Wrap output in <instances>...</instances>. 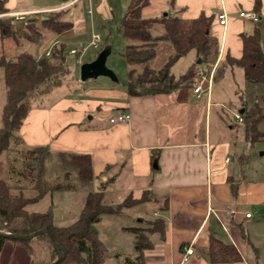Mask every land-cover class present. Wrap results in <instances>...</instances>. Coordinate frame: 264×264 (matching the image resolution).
<instances>
[{"label":"crops","instance_id":"obj_1","mask_svg":"<svg viewBox=\"0 0 264 264\" xmlns=\"http://www.w3.org/2000/svg\"><path fill=\"white\" fill-rule=\"evenodd\" d=\"M128 1L53 0L34 6L30 0H6L5 6L9 10L7 14L23 15L21 20L14 16L13 27L24 23L29 16H44L63 7H68L70 18L76 15L79 19L86 13L87 18H83L86 26L105 27L118 19L116 6L120 14ZM166 10L178 13L185 20L202 14L213 17L211 32L218 41L215 62L210 66L197 63L200 58L193 50L188 51L174 65L187 59L181 74L194 66L193 82L169 93L129 95L126 79L121 90L108 77L103 80L98 76L94 81L76 80L80 90L55 96L54 101L45 105L33 104L19 129L22 143L29 147L46 146L52 151L89 153L94 178L88 189L47 194L27 209L45 211L51 205L54 223L66 226L77 218L90 190L102 191L104 202L113 207L128 196L143 197L144 201L120 213L102 215L94 225L105 246L102 264H124L127 260L144 261L143 264H262L258 246L243 226L246 220L247 228L253 224L252 214L245 217L249 211L243 208L261 206L264 202V183L242 180L244 163L253 155L247 153L250 144L245 138L242 113L255 103H262L264 84L247 83L243 69L227 62L228 58H240L241 35L252 34L256 28L264 54V0H173L172 3L160 0L158 11L151 14ZM222 11L227 16L225 25H220L217 19ZM239 12H252L258 19L240 17ZM72 24L69 30L73 29V21ZM64 35L66 32L52 42L68 44L69 50L74 49L71 46L76 47L77 42ZM75 55L79 65L96 56L84 60L82 55L78 61ZM218 68L222 77L213 80ZM200 80L202 90L195 93L193 89ZM62 83L48 90L59 88ZM255 84L262 85L259 99L254 93V87L259 86ZM249 88L253 90L251 103L247 100ZM87 112L94 113L90 118L94 127L83 118ZM102 112L108 116L114 112L128 114L129 118L110 123L101 116ZM185 121L191 124L190 138L183 132ZM157 218L164 225L149 234L151 245L139 257L134 247L136 233L127 227L151 226ZM211 236L233 244L240 260L212 263L208 257ZM42 243L32 240L22 244L28 250L25 264L44 259L47 262L49 250ZM5 245L6 242L0 251V264ZM186 246H191L193 253L184 260ZM14 264H20L17 257Z\"/></svg>","mask_w":264,"mask_h":264},{"label":"trees","instance_id":"obj_2","mask_svg":"<svg viewBox=\"0 0 264 264\" xmlns=\"http://www.w3.org/2000/svg\"><path fill=\"white\" fill-rule=\"evenodd\" d=\"M5 2L0 0V13L9 11ZM151 3L152 0H129L119 19L111 20L125 42L123 56L128 64L125 89L129 95L169 93L188 86L196 75L194 66L175 77L171 73L174 63L193 50L201 62L210 66L218 54V41L211 32V15L202 14L191 20H185L178 13H169L168 10L147 15L144 9ZM67 10L68 7H63L50 10L44 16H29L17 27H13V16H0V40L11 39L21 48L11 57L0 56L5 86L0 126V230L24 235L45 228L61 253L56 264H102L105 246L94 225L102 215L120 213L124 208L144 201L143 197L134 199L128 196L113 207L104 202L102 191L90 190L77 218L66 226L54 223L51 205L45 211L27 209L47 194L88 189L94 178L89 153L25 146L19 134L22 122L33 105L30 100L46 89L60 85L70 74L65 62V44L50 40V37L72 27ZM49 40L52 44L48 46ZM241 40L240 58H228L227 64L240 66L247 83L264 84V54L259 30L256 28L252 34H242ZM36 45H39V55L34 51ZM105 45L102 44L97 53ZM159 48L165 50L166 60L154 67L152 60L158 55ZM220 77L222 72L218 68L213 80ZM242 115L244 134L249 144L263 140L264 131L259 126L264 122V98L262 103H255L253 107L245 109ZM163 225V220L157 218L151 226L127 227L136 233L134 247L139 257L151 245L149 234L161 230ZM7 240L23 244L32 240L43 241L49 250L50 259L46 263L40 261L34 264H49L56 257L44 234L30 240L0 236V251ZM208 257L212 263L240 260V254L233 244L214 236L210 237ZM143 262L127 260L124 264Z\"/></svg>","mask_w":264,"mask_h":264},{"label":"rangeland","instance_id":"obj_3","mask_svg":"<svg viewBox=\"0 0 264 264\" xmlns=\"http://www.w3.org/2000/svg\"><path fill=\"white\" fill-rule=\"evenodd\" d=\"M52 1L53 0H30L31 4L33 3L34 6H37L38 4H44V3L49 4ZM82 7L83 9H85L84 6ZM159 7H160V0H155L154 2L151 3L149 7L144 9V13L147 15L148 14L152 15L151 13L158 11ZM114 11H116V17L119 19L120 15L123 12H120L119 14L120 9L118 5L116 6V10ZM45 14H47V12ZM2 15L13 16L9 13L8 14L0 13V16ZM76 17L77 16L74 15L71 17L72 19L70 18L74 22L73 29L68 30V31L66 30L62 32L61 34L66 32V35L64 36H67L68 39H71L72 41L77 42L76 47L71 46L75 50H82L83 48H85V51L83 54L85 56L83 58L84 60L91 58L93 55H95L102 44L109 45L111 47V50L106 58V66L114 72L117 78L116 82L112 81L114 87L122 90V88H124L125 79L127 78L128 64L123 56V47H124L125 42H124L123 37L119 33L116 25L111 22L105 27H101L100 25H94V27L90 25L86 26L85 20H84L85 18H87L86 13H84L82 18L77 19ZM17 19L21 20L22 18L16 17V20ZM80 21L81 23H79ZM93 32L97 34L99 37V40L97 41L95 46L88 45L89 42L91 41ZM58 35L54 37H50V40L54 41V38L57 37ZM50 40H49V43H51ZM72 41H69V42H72ZM53 43L59 44L61 42H53ZM49 45L50 44H48V46ZM48 46H46V48ZM69 48H70L69 45L66 44L65 45V50H66L65 62L70 70V74L66 77L61 87L53 88L50 90H48L49 88L46 90L44 89L45 93L43 96L38 95L32 98L30 100L32 104L45 105L49 103L50 101H54L55 96L63 97L66 94H68L70 90H74L78 88L79 90L81 89V87H79L80 83L76 82V80L80 82V79H79V66L80 65L75 60L77 58L76 55L71 54ZM35 50L36 52L40 51L39 45L35 46L34 51ZM19 51H21V48L17 47L11 39H7L3 43H1V40H0V56L3 55L5 57H11ZM46 52H48V50ZM165 60H166V52L165 50L159 48L158 55L152 60V65L154 67H157L161 65ZM186 60L187 59L179 60L171 68V73L174 74L175 76L183 73L185 69V65H186L185 64ZM198 66L201 68L203 67V64H199ZM99 78H105L103 80H106L107 77L101 76ZM94 80L95 79H92L91 81H94ZM256 86H259V87H254L256 88V92L254 93L256 94L255 97L259 99L260 95H259L258 90L259 88H261L260 86L262 85H256ZM84 87H87V86L84 85ZM248 90H249V95L247 97V100L250 101L251 103L253 101V95H252L253 90L251 88H249ZM4 99H5V86H4V80H3V69L0 67V126H1V110H2V105L4 103ZM93 114L91 112H87L85 116L83 117L85 119L86 124L91 125V127H94V123H93L94 120L90 119ZM101 116L106 117L107 122H108L110 117L116 118L117 114L114 112L108 116L107 113L102 112ZM184 123H186V126H183V129H184L183 132H186L187 137L190 138L189 132L191 131H190L189 126L191 124L190 122H187V121H185ZM261 130H264V124L261 125ZM248 148L249 149L247 153H250V154L253 153V155L251 154L249 159H247V161L244 163L245 175H243L242 180L254 181L255 184L264 183V139L253 143L251 147L249 145ZM243 209H245V211H249L252 214L251 221L253 222V224H251L250 227L248 226L247 228L248 221L246 220V223H244L243 226L245 228V231L249 233L253 241L258 246L259 253H260V262L264 264V202L262 203L261 206L252 205V206H248L247 208H243ZM12 244H15V245H12ZM22 244L23 243H21L20 241L7 240L6 245L1 255L2 264L4 263L14 264L15 257L19 259L20 264H25L26 263L25 258H26V254L28 250L26 248L27 246H23ZM42 244L46 247L45 243H42ZM40 261L41 263H46L45 259L40 260ZM40 261H36V262L39 263Z\"/></svg>","mask_w":264,"mask_h":264},{"label":"water","instance_id":"obj_4","mask_svg":"<svg viewBox=\"0 0 264 264\" xmlns=\"http://www.w3.org/2000/svg\"><path fill=\"white\" fill-rule=\"evenodd\" d=\"M110 46L105 45L95 56L94 59L90 61L82 62L79 66V79L81 82H84L88 79H95L98 76H106L112 81H116L117 78L112 70H110L106 66V58L108 54L110 53ZM200 62V59H197V63ZM44 234L47 236L52 248L56 252V257L53 261H51L49 264H56L60 258L61 253L58 248V245L56 241L53 239L51 234L47 231V229L42 228L38 229L32 233L29 234H15L11 232H4L0 230V236L4 238H10V239H19V240H30L38 235Z\"/></svg>","mask_w":264,"mask_h":264},{"label":"built area","instance_id":"obj_5","mask_svg":"<svg viewBox=\"0 0 264 264\" xmlns=\"http://www.w3.org/2000/svg\"><path fill=\"white\" fill-rule=\"evenodd\" d=\"M14 16L19 17V18L23 17L22 14H18V13H15ZM239 16L243 17V18H246V19H251V20H254V21H256L258 19V17L252 12H239ZM217 19H218V22H219L220 25H225L226 22H227V16H226L225 12L222 11L221 13H219L217 15ZM98 40H99L98 35L93 32L91 41L89 42L88 45H94L95 46ZM84 51H85V48H83L82 50L71 49L70 53L71 54H76L77 53L78 61H80L82 55L84 54ZM47 54H48V52H46V55ZM201 90H202V88H201V80H200L199 84L196 87H194L193 91L195 93H198ZM236 117L239 120H242L239 114H237ZM128 118H129L128 114H117L116 118L111 117L109 119V121H110V123L122 122V121L127 120ZM227 213H228V211H227ZM250 216H251L250 212H246L245 213V217H250ZM192 253H193V248L191 246H186L185 251H184L183 259L187 260L188 256L191 255Z\"/></svg>","mask_w":264,"mask_h":264}]
</instances>
